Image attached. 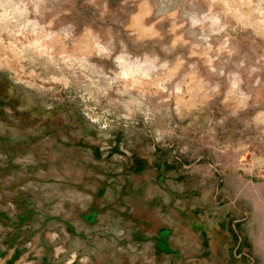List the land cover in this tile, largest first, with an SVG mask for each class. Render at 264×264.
I'll list each match as a JSON object with an SVG mask.
<instances>
[{
  "label": "rangeland",
  "instance_id": "374dc122",
  "mask_svg": "<svg viewBox=\"0 0 264 264\" xmlns=\"http://www.w3.org/2000/svg\"><path fill=\"white\" fill-rule=\"evenodd\" d=\"M0 264H264V0H0Z\"/></svg>",
  "mask_w": 264,
  "mask_h": 264
}]
</instances>
